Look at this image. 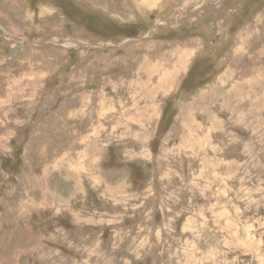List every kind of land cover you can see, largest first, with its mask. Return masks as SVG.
<instances>
[{"label":"rangeland","instance_id":"obj_1","mask_svg":"<svg viewBox=\"0 0 264 264\" xmlns=\"http://www.w3.org/2000/svg\"><path fill=\"white\" fill-rule=\"evenodd\" d=\"M0 264H264V0H0Z\"/></svg>","mask_w":264,"mask_h":264},{"label":"bare ground","instance_id":"obj_2","mask_svg":"<svg viewBox=\"0 0 264 264\" xmlns=\"http://www.w3.org/2000/svg\"><path fill=\"white\" fill-rule=\"evenodd\" d=\"M8 156V155H7Z\"/></svg>","mask_w":264,"mask_h":264}]
</instances>
